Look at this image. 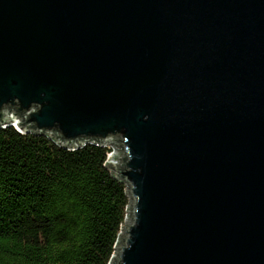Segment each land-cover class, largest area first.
I'll use <instances>...</instances> for the list:
<instances>
[{
  "label": "water",
  "instance_id": "95a60500",
  "mask_svg": "<svg viewBox=\"0 0 264 264\" xmlns=\"http://www.w3.org/2000/svg\"><path fill=\"white\" fill-rule=\"evenodd\" d=\"M8 126L112 149L108 264H264V0H0Z\"/></svg>",
  "mask_w": 264,
  "mask_h": 264
},
{
  "label": "trees",
  "instance_id": "16d2710c",
  "mask_svg": "<svg viewBox=\"0 0 264 264\" xmlns=\"http://www.w3.org/2000/svg\"><path fill=\"white\" fill-rule=\"evenodd\" d=\"M111 150L0 128V264H108L129 204Z\"/></svg>",
  "mask_w": 264,
  "mask_h": 264
},
{
  "label": "bare ground",
  "instance_id": "6f19581e",
  "mask_svg": "<svg viewBox=\"0 0 264 264\" xmlns=\"http://www.w3.org/2000/svg\"><path fill=\"white\" fill-rule=\"evenodd\" d=\"M15 130H16V129H15ZM128 218H129L128 216L125 218V222H128V220H129Z\"/></svg>",
  "mask_w": 264,
  "mask_h": 264
},
{
  "label": "rangeland",
  "instance_id": "374dc122",
  "mask_svg": "<svg viewBox=\"0 0 264 264\" xmlns=\"http://www.w3.org/2000/svg\"><path fill=\"white\" fill-rule=\"evenodd\" d=\"M125 225H126V222H123V225L122 226L124 227Z\"/></svg>",
  "mask_w": 264,
  "mask_h": 264
}]
</instances>
